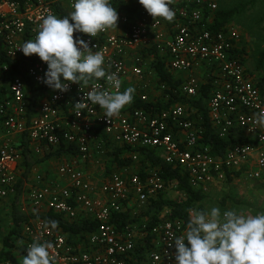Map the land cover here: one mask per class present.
Masks as SVG:
<instances>
[{"label":"built area","instance_id":"1","mask_svg":"<svg viewBox=\"0 0 264 264\" xmlns=\"http://www.w3.org/2000/svg\"><path fill=\"white\" fill-rule=\"evenodd\" d=\"M72 2L0 0V201L15 198L21 181L28 205L20 210L38 216L21 227L17 249L26 256L32 243L50 242L52 264H175L171 240L185 231L178 221L164 220L149 231L145 225H126L119 231L112 224L115 214L129 211L135 217L149 199L175 191L173 186L166 187L153 168L141 176L137 149L156 151L167 165L179 168L195 189L237 173L264 184V127L254 121V114L264 111L263 89L246 72L240 33L230 25L210 29L218 10L213 0H169L175 12L172 21L153 19L138 0H109L111 5L139 6L136 12L117 11V28H107L94 38L74 32V39L85 40L93 51L103 54L106 72L121 79L120 91L131 74L138 82L136 98L149 103L147 83L151 76L155 78L153 63L160 58L168 73L178 75L173 78L181 96L194 99L203 85H211L206 108L218 138L226 139L236 131L247 141L231 147L223 157L211 156L208 147L198 143L200 115L181 103L158 112L131 105L110 120L98 105L81 110L72 106L84 97L87 105V93L93 87L108 89L105 79L81 87L70 84L64 93L48 88L31 105V87H47L43 83L47 65L36 55L24 56L18 48L35 38L43 17L52 13L63 18L72 10ZM148 57L153 58L151 65ZM11 62H19L20 72L11 68ZM156 88L160 96L153 99L167 91L161 99L168 101L169 87L156 82ZM78 112L83 113L77 116ZM24 136L35 153L72 150L59 156L67 162L58 167L57 184L47 183L41 174L21 177ZM124 147L130 149L125 157L131 165L114 166L100 183L77 168L80 164L100 168L99 161L106 159L108 151ZM134 208L137 211L132 213ZM48 213L94 227L82 239L68 237L57 226L51 227V220L44 218Z\"/></svg>","mask_w":264,"mask_h":264},{"label":"clouds","instance_id":"2","mask_svg":"<svg viewBox=\"0 0 264 264\" xmlns=\"http://www.w3.org/2000/svg\"><path fill=\"white\" fill-rule=\"evenodd\" d=\"M154 18L172 21L175 12L169 0H138ZM72 10L63 18L49 13L42 18L34 39L25 41L18 50L26 57L36 55L46 63L43 83L53 91L64 93L70 84L87 85L105 79L108 89L93 87L83 100L74 103L76 110L98 105L110 120L132 103L135 89L120 91L121 79L107 73L105 58L93 51L74 32L96 37L112 26L117 28L118 12L109 0H73ZM83 112H78L79 116ZM257 125L264 127V111L254 114ZM189 220L182 235L173 237L175 264H264V213L245 214L237 209H209L189 211ZM55 228V221L50 222ZM50 242H34L26 249L22 264H52Z\"/></svg>","mask_w":264,"mask_h":264},{"label":"trees","instance_id":"3","mask_svg":"<svg viewBox=\"0 0 264 264\" xmlns=\"http://www.w3.org/2000/svg\"><path fill=\"white\" fill-rule=\"evenodd\" d=\"M138 6L139 4H134L133 6L128 7L123 3L112 5V7L116 8L117 11L127 12H136ZM243 9L244 6L241 5L227 10L218 9L215 13V19L210 25V29L213 31H218L229 25L231 19L236 14L241 13ZM63 15L66 16L68 13H63ZM9 64L13 70L20 72L19 62H11ZM153 66L155 70L154 76L157 84H165L169 87V100L163 103L164 101L161 99L162 97H167V91H164L161 98L152 99L149 103H143L139 101L134 95V99L131 103L132 107L143 109L148 112H158L162 109H166L173 103H181L193 109L197 114L200 115L201 119V121L198 123V127L200 128L198 143L202 147H208L209 153L213 157H223L228 149L235 145L244 144L247 141L240 133L236 131H233L226 139H220L214 134L208 110L206 108V101L208 99V93L211 87L210 84L203 85L196 98L187 99L177 92L176 88L178 86V82L174 81L171 74L165 69L160 58H157V62L153 63ZM257 86L262 89L261 84H258ZM47 89L48 87H43L41 89L31 87V105H33L36 99L42 93L46 92ZM197 114L194 115V119H196ZM98 134L102 139H105L104 135L100 133ZM20 147L22 148V156L24 159L23 163L26 169L21 177L26 178L34 162H32L30 158L31 151L28 149V142L26 141L25 136L22 137ZM71 151V149L68 151L59 149L45 156L44 160L52 157H59L62 154H65L66 152L69 153ZM128 152H130V149L127 147L112 148L110 164L107 166L106 173H109L114 166H116V168H120L122 166L131 165V160L125 157L126 153ZM137 153L139 154L141 176L143 175L145 169H155L166 187L173 186L175 191L182 195V198L179 201L172 200L166 197L165 192H161L155 198L149 199V202L146 204L145 208L135 217L131 216L129 211H123L122 213L115 214L112 218V224L119 231H122L126 225H135L139 228L145 225L147 231H149L157 223H161L164 220H171L178 221L185 229L189 220V211L191 209L197 208V204L202 202L204 195L200 192V190H197L190 185L188 177L182 173L179 168H173L167 165L164 160H162V158L157 155L156 151L140 148L137 149ZM238 176L239 173L235 174L233 177ZM233 177L230 174H227L226 181L231 182ZM21 192L22 182L19 181L17 185V193L9 212L10 231L4 238L2 248L0 250V262L9 261L12 264H18L13 250L17 249L20 229L32 218L38 217L32 214H25L20 210L18 201L20 199ZM199 209L201 210V208ZM44 218L55 221L57 228H59L66 236H79V239H82L86 232H88V230H92V227H94V224L88 222H81L78 224L67 222L63 220L62 217L53 213H48Z\"/></svg>","mask_w":264,"mask_h":264},{"label":"rangeland","instance_id":"4","mask_svg":"<svg viewBox=\"0 0 264 264\" xmlns=\"http://www.w3.org/2000/svg\"><path fill=\"white\" fill-rule=\"evenodd\" d=\"M213 1L217 4L218 9L220 10H227L239 5L244 6L242 12L236 14L229 22V25L240 33L241 45L245 55L243 64L247 74L255 83L262 85L261 87L264 93V0ZM147 61L150 62L151 65L153 58L148 57ZM172 76L176 77L178 75L173 73ZM155 82L156 79L151 76L149 78V83H147L150 86L147 92L150 99L160 96ZM136 83L138 82L129 80L124 83V87L126 89L131 86L135 89ZM130 106L131 104L125 106L122 111L128 109ZM44 152L35 153V151L32 150L30 158L34 164L28 174H30L31 177L34 174H41L44 176L47 183L57 184L58 178L56 173L58 167L63 163H66L67 160L64 157H52L44 160L45 156H47V153ZM110 157L111 152L108 151L106 159L99 161L100 168L95 166V164H89L87 166L80 164L77 168L84 169L89 175L91 181L97 180L100 183L106 178L107 173L105 172L107 170V166L110 164ZM22 170L23 172L26 171L24 163L22 164ZM95 171H97V175L94 173ZM197 190H200V192L204 195L202 202L197 204V208H195L197 210H200L199 208H201V210H205L215 206L220 208L222 212L224 210L237 209L250 215L264 213V184L249 181L242 175L233 177L231 182L224 180L216 186ZM165 194L169 199L176 201H179L182 198V195L179 192H175L172 189H169V191ZM9 201L10 200H7V202L4 203L9 204ZM22 201H27L26 192L23 191V189L18 201L19 207ZM10 207L11 205L0 204V250L2 248L4 238L10 231ZM136 211L137 209L134 208L132 213H135ZM20 253L17 257V260L19 261H17L18 264H22V257L20 256Z\"/></svg>","mask_w":264,"mask_h":264},{"label":"crops","instance_id":"5","mask_svg":"<svg viewBox=\"0 0 264 264\" xmlns=\"http://www.w3.org/2000/svg\"><path fill=\"white\" fill-rule=\"evenodd\" d=\"M130 65H131V63H130V60H129V63H128L127 66L129 67ZM171 76H172V75H171ZM172 78H173V76H172ZM173 79H174V78H173ZM129 80H130V81H131V80L133 81V79H132V75H131V74H128V75L126 76L124 83H126V82L129 81ZM156 82H157V81H156ZM156 82H155V83H156ZM149 88H150V86H149ZM149 88H148V89H149ZM124 89H125V87H124ZM134 95H135V93H134ZM31 151H32V150H31ZM31 154H32V152H31ZM31 154H30V155H31ZM54 158H55V157H54ZM96 172H97V171H95L94 173L97 175ZM28 175H30V174H28ZM56 176H57V173H56ZM88 176H89V175H88ZM57 178H58V176H57ZM93 182H97V180H96V181L93 180ZM216 185H218V184L205 185V186H202L200 189H202V188L205 189L206 187H212V186H216ZM197 189H198V188H197ZM175 192H176V191H175ZM165 193H166V192H165ZM14 199H15L14 197H13V198L11 197L10 199H6V200H4V201H0V204H2V205H12V202L14 201ZM7 200H10V201H9V202H10L9 204L4 203V202H7ZM23 205H28V202H27V201H25V202L22 201V203L20 204L21 208H22ZM10 209H11V207H10ZM42 212L45 213L46 210L42 209ZM137 227H138V226H137ZM15 249H16V248H15ZM14 252H15L14 256H15L16 259H17V257L19 256V253H20V252H19L18 249L14 250L13 253H14ZM16 253H17V254H16ZM20 256L23 257L24 255H23L22 253H20ZM17 261H18V260H17ZM18 262H19V261H18Z\"/></svg>","mask_w":264,"mask_h":264}]
</instances>
